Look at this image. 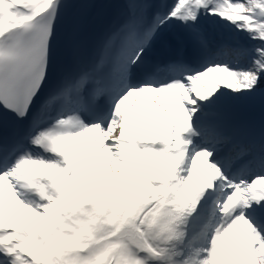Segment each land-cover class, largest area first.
Segmentation results:
<instances>
[{
	"label": "snow or ice",
	"instance_id": "snow-or-ice-1",
	"mask_svg": "<svg viewBox=\"0 0 264 264\" xmlns=\"http://www.w3.org/2000/svg\"><path fill=\"white\" fill-rule=\"evenodd\" d=\"M97 4L0 0V264H264V126H228L264 112V0H124L85 64Z\"/></svg>",
	"mask_w": 264,
	"mask_h": 264
},
{
	"label": "bare ground",
	"instance_id": "bare-ground-1",
	"mask_svg": "<svg viewBox=\"0 0 264 264\" xmlns=\"http://www.w3.org/2000/svg\"><path fill=\"white\" fill-rule=\"evenodd\" d=\"M117 2H118L119 5H121L124 2V0H107V2L105 3V7L107 6L108 9L105 10V11H104V9H102V12L99 14V16L101 17L102 22H103L102 26H103V28H106L107 30H109L110 27H112L114 25L115 20H116L115 15L117 13H118V15H120V12L118 10L119 6L118 7L116 6ZM103 6H104V4H103ZM106 11H107V17L104 14V12H106ZM219 32H220V30H214V31L210 30L209 33L216 38V34L219 33ZM225 32H227V31H225ZM222 35H224V31H223ZM229 35H230V33H228V36ZM145 102H147V100L142 102V103L135 104V105L143 104ZM231 119L232 118H229L228 120H231ZM234 120H235V116H234ZM228 126L230 128L229 124H228ZM232 129H235V130L239 129V125L232 126Z\"/></svg>",
	"mask_w": 264,
	"mask_h": 264
},
{
	"label": "rangeland",
	"instance_id": "rangeland-1",
	"mask_svg": "<svg viewBox=\"0 0 264 264\" xmlns=\"http://www.w3.org/2000/svg\"><path fill=\"white\" fill-rule=\"evenodd\" d=\"M241 35H243V34H241ZM240 108H237V109H240ZM248 109H251V110H254L255 112H257L258 116L261 117L258 120H256L257 124L260 125V126L261 125H264V112H262L259 107H256V108H248ZM233 111L230 113L228 119L229 118H234V116L237 117V118H246L245 113H239V112H233ZM258 125L251 124L250 129L255 130V129H257L259 127Z\"/></svg>",
	"mask_w": 264,
	"mask_h": 264
}]
</instances>
